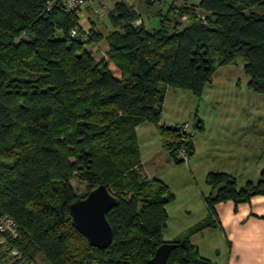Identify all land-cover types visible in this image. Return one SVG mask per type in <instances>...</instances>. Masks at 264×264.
Listing matches in <instances>:
<instances>
[{"label": "trees", "instance_id": "16d2710c", "mask_svg": "<svg viewBox=\"0 0 264 264\" xmlns=\"http://www.w3.org/2000/svg\"><path fill=\"white\" fill-rule=\"evenodd\" d=\"M50 1L0 0V217L17 224L12 243L26 264L39 257V264H150L164 243L177 244L167 264L205 260L187 237L165 241L175 195L144 171L137 127L153 124L181 163V126L161 123L163 102L169 89L201 98L213 79L214 52L221 65L242 57L248 87L264 94V14L252 11L264 0H173L154 28L136 26L141 15L117 0L107 34L94 21L84 29L80 13L58 3L48 10ZM102 41L108 50L97 59L87 47ZM73 178L88 183L87 195L105 184L117 198L105 249L73 224L70 205L87 196L76 195ZM206 183L205 224L216 225L210 219L218 203L264 196V169L240 188L227 172H210ZM1 260L23 264L0 251Z\"/></svg>", "mask_w": 264, "mask_h": 264}, {"label": "rangeland", "instance_id": "374dc122", "mask_svg": "<svg viewBox=\"0 0 264 264\" xmlns=\"http://www.w3.org/2000/svg\"><path fill=\"white\" fill-rule=\"evenodd\" d=\"M116 1L102 0L96 7L81 8L79 17L82 27L89 30L94 21L100 31L106 34L112 31L108 12ZM125 1L138 11L147 28L159 27L160 17L169 13L173 2L157 0L149 5L147 0ZM252 11L264 14V5L253 7ZM172 16L169 15L170 18ZM188 21L186 18L182 23L187 24ZM102 42L101 46L92 48L97 59L102 57V46L106 44ZM212 58L213 79L201 98L186 90L169 89L163 102L161 123L168 127H176L177 123H180L178 127L188 124L189 129L194 130L187 145V160L179 159L176 151V158L181 162L177 163L163 149L153 124L144 123L137 131L144 171L151 179L162 180L175 195V200L167 206L168 221L164 232L171 241L186 237L191 241L197 237L205 245L208 239L204 234L221 230V226L217 225V215L210 219L216 225L205 224L209 223L210 216L205 203V197L211 191L206 183L210 172L230 173L240 188L245 185L247 177H254L253 182H257L259 176L256 171L264 169V94L248 87L250 76L244 71L242 57H237L232 65H221V56L216 52ZM199 120L202 123H198ZM194 142L195 153L190 157L189 149ZM71 185L77 196H85L89 191L88 183L78 178L71 179ZM41 262L39 257L37 264ZM0 264H3L2 260Z\"/></svg>", "mask_w": 264, "mask_h": 264}, {"label": "crops", "instance_id": "0c3cea01", "mask_svg": "<svg viewBox=\"0 0 264 264\" xmlns=\"http://www.w3.org/2000/svg\"><path fill=\"white\" fill-rule=\"evenodd\" d=\"M102 43L87 48L92 50L95 47L96 49ZM102 49L101 56L108 50L107 43L102 46ZM178 125L180 123L176 124ZM140 127L141 125L137 127V131ZM193 146L195 153V142ZM262 170L256 171L257 176H260ZM253 179L254 177H247V181H253ZM216 215L217 225L221 226V230L204 234L208 239L205 245L197 237L191 240V243L197 247L199 257L211 264H264V196H254L249 202L240 204L230 200L218 203ZM164 239L167 242L171 241L165 237V233Z\"/></svg>", "mask_w": 264, "mask_h": 264}, {"label": "water", "instance_id": "95a60500", "mask_svg": "<svg viewBox=\"0 0 264 264\" xmlns=\"http://www.w3.org/2000/svg\"><path fill=\"white\" fill-rule=\"evenodd\" d=\"M147 4L152 5L151 0ZM254 195V192L252 193ZM117 205V198L105 184L92 190L85 198L78 199L70 205V213L75 228L80 231L88 242L97 248L105 249L113 241V228L107 214ZM177 244L164 243L157 248L150 264H167L171 252ZM189 254V253H187ZM194 264H211L195 256L189 258Z\"/></svg>", "mask_w": 264, "mask_h": 264}, {"label": "built area", "instance_id": "2783aa9c", "mask_svg": "<svg viewBox=\"0 0 264 264\" xmlns=\"http://www.w3.org/2000/svg\"><path fill=\"white\" fill-rule=\"evenodd\" d=\"M102 0H51L49 2L48 10H51L52 7L58 3L64 6L68 11L74 10L80 13V9L90 6L96 7V5ZM152 2L156 0H151ZM97 11L98 8H96ZM199 16L202 20H205V15L199 13ZM136 26L144 24L142 18H139L134 23ZM73 35H76V31L72 32ZM180 140L181 145L177 150V157L179 159L187 160V145L189 143V137L194 135V130L189 129V125L180 127ZM19 230L16 222L9 217L8 215H2L0 217V251L6 254L9 257L14 258L15 260H20L23 264H26V260L23 257L22 252L14 246L12 240L19 239Z\"/></svg>", "mask_w": 264, "mask_h": 264}]
</instances>
